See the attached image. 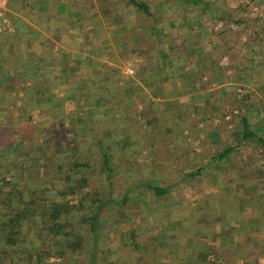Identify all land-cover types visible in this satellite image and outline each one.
Segmentation results:
<instances>
[{"label":"trees","instance_id":"trees-1","mask_svg":"<svg viewBox=\"0 0 264 264\" xmlns=\"http://www.w3.org/2000/svg\"><path fill=\"white\" fill-rule=\"evenodd\" d=\"M165 1L171 4L162 13L152 9L153 0H0L3 17L14 29L0 31V108L12 104L22 114L16 120H3L0 114V264L5 259L20 264L19 246L27 243L40 264H160L149 258L140 233L150 229L148 223L160 230L182 226L180 183L210 165L221 171L218 177L225 176L226 186L193 209L192 233L213 228L228 209L238 218L245 206L259 212L264 231V136L252 123L253 111H264V0ZM125 9L135 11L130 22ZM59 17L60 29L82 33L81 40L69 41L76 48L89 46L86 57L65 49L55 55L53 40H43L39 52L24 49L36 29L51 30ZM205 21L223 24L209 30ZM174 29L185 30L188 38L177 42ZM105 35L113 44L106 51L111 65L100 57ZM215 51L228 58L227 66L219 68L225 80L252 83L254 90L211 89L213 72L218 74L211 59ZM125 61L133 62V75H123L118 65ZM59 66L63 71L57 77L68 81L70 89L64 101L74 108L52 123L37 122L34 110L62 106L54 91ZM249 73L252 81H244ZM183 78L179 95L201 98V110L186 114L179 99L163 109L160 103L170 95L165 85ZM151 87H158L157 97L149 93ZM3 123L10 129H3ZM184 128L190 135L204 132L205 139L203 151L194 154L195 169L180 175L176 165L191 147ZM35 133L44 145L37 163L44 183L19 187L15 170L25 142ZM212 142L215 147L209 146ZM139 158L148 159L146 176ZM233 185L245 190L249 185L248 199L233 195ZM72 196H78L76 203L70 202ZM107 229L114 234L109 245L103 239ZM245 238L243 246L233 248L246 247L248 254L264 258V242ZM43 242L48 249H40ZM52 257L58 261L49 262ZM231 261L228 252L204 246L188 264Z\"/></svg>","mask_w":264,"mask_h":264},{"label":"rangeland","instance_id":"rangeland-1","mask_svg":"<svg viewBox=\"0 0 264 264\" xmlns=\"http://www.w3.org/2000/svg\"><path fill=\"white\" fill-rule=\"evenodd\" d=\"M194 2V1H193ZM171 3H167V1L163 2V0H153V6L152 9L155 11H159L162 13L166 12V9ZM133 9H125L124 14L126 15V19L128 22L131 21L134 17L132 15H135V11L133 13ZM60 20L59 18H55V23L50 29L51 30H35L34 35L35 38H33V41L31 44H28V46H24V49H29V50H36V51H41L42 47V41L43 40H53L55 43L53 52L55 55L58 54L59 49H65L70 52L71 55H73L74 52H77L80 58H84L88 54L89 46H84L83 44L80 45L79 48H76L71 44L69 41L70 38L76 37L78 40H81L83 38L82 33L76 31V30H71V29H66L62 28L60 29L59 26L57 25ZM8 23L5 24H0V31L7 29L8 31L12 30L13 27L10 23L9 20H7ZM223 23L217 24L214 26L211 22L205 21L204 25L209 29H217L219 30L220 25ZM33 35V36H34ZM82 35V36H81ZM173 35L175 37V40L177 42L186 40L188 36L186 35L185 30H178L174 29L173 30ZM104 41L108 40L106 42L104 50L101 51V58L103 61L107 62L109 65L113 64V61L111 58L108 56L106 51H109V49L113 48V44L109 42V39L107 38V35L102 36ZM74 44V43H73ZM207 52L210 50L209 47H206ZM110 52V51H109ZM214 56L211 58L213 59V65L217 69L218 74L213 72L214 77L209 81L213 85L211 89H226L228 91L233 90L235 86H240L238 89V92H244V86H247L249 90H254L252 83L248 84L241 81L239 82L238 80H234L233 82H227L226 77L222 76L221 71L219 68L222 66L226 67L228 64V58L221 56L222 53L218 52H213ZM245 56L251 57L252 53L251 52H246ZM263 61V60H262ZM122 72L123 75H133L135 70L133 67V62L132 61H125L122 62V64L118 65ZM131 70V71H130ZM204 70V66H202L199 63V72H202ZM61 70V67L59 66L56 70V73L54 76L57 77ZM191 72H193L192 69H190ZM166 74V73H165ZM251 73L247 75V77L243 78L244 81H252ZM80 79V76H72L70 80L76 81ZM188 80V79H187ZM186 79H180L177 81V83H167L165 85V92H169V97L168 99L162 100L160 103V106L163 109H168L174 107L173 101L174 99H179L181 102L182 110L185 111L186 114H189L192 109H196V107L201 110L203 106V100L199 97L196 96H191V93H187L185 95H179V91L183 88L185 85L184 83ZM55 88L54 91L57 93L59 102L62 105L61 107H57L56 109H51V110H45V111H40L38 109L34 110L32 112V117L34 120L37 122L41 123H52L54 121L59 120L62 117V114L65 111H68L72 108H74V104L70 101H64V95H65V90H70L68 86V81H65L61 77H57L56 81L54 82ZM198 85H195V87ZM206 90L205 92H210V90ZM148 91L153 97L155 93L158 92V87H151L148 88ZM264 97V96H263ZM192 98V100H191ZM19 104V103H18ZM32 108V107H30ZM262 108V107H261ZM253 119L254 117L256 118V114H260V116L263 114L262 110L259 109L256 111H253ZM0 114L5 120V117L7 116L8 118L12 119H18L22 114L20 109H15L13 108L12 104L8 107H2L0 108ZM208 116V115H205ZM6 117V118H7ZM190 119H193L190 117ZM189 119V120H190ZM26 121V120H25ZM217 123L218 120L215 119L214 123ZM253 123V120H252ZM254 124V123H253ZM25 125L20 126L23 128ZM181 126L185 127L184 124ZM200 126H204L203 123H200ZM255 126V124H254ZM257 126H255L256 128ZM3 129L9 130L10 127L6 124L3 123ZM25 128V127H24ZM201 128V127H199ZM160 131V129H158ZM258 131V130H257ZM261 131V130H259ZM184 136H188L187 142L190 143V151L188 154L180 160L177 165H176V170L179 171L180 175L186 174L189 171H192L195 169V164H198V161H195V152L201 153L203 151V147L201 145V142L203 139H205V134L202 131H196L193 132L194 134L190 135V130L184 128ZM39 134L35 133L33 136V140L30 139L27 140L24 144V156L20 159L19 165L20 167L15 170L16 174V181L20 183L19 187H24V186H29V185H38L41 186L44 183V178L45 176L43 175V169L37 164L40 162L43 156V151H44V145L43 141L39 139L38 137ZM34 142V143H33ZM214 142L210 143L209 146L215 147ZM222 143H219V146ZM116 151V149H114ZM120 157H122L121 152L116 151ZM245 156V153H244ZM139 164L140 167H143L142 171L140 173L142 176H146L148 173L147 169V162L148 159L145 158H139ZM216 167L210 165L208 167H205L203 170V174L200 176H191L186 179H184L181 183V189L180 193L183 195V203L182 207L184 209V221L182 222V226L179 223L175 224H170V225H164L163 229L160 230L157 224L155 223H148L147 228L143 230L140 233V242L145 241L148 246H149V251L148 255L149 258L152 260H156V258H160L161 255L166 253V250L171 248V255L174 258V263L179 264L177 257L179 256V262L180 264H188L189 260H191V257L193 255L197 254V251L200 249V247L204 246H210L214 248H218L223 252H228V256L234 257V262H230V264H264V258H257L256 256H253L252 254H248L246 251L248 248L244 247L243 251L242 250H237L238 247L233 248L234 245L237 246H243V244L246 241V235H249L251 239H255L261 244L264 242V233L262 229L260 228V217H259V212L257 214L256 210H253L255 213L251 212V207L245 206L242 214L237 218L233 216L232 210L228 209L227 212H223V214L220 216V219L218 220L219 222L215 223L213 228L211 229H202L200 233L193 234L192 233V228H191V222L190 218L193 215V209L196 208V206L202 202L207 196L213 193H217L219 190V187L223 188L226 186V181L220 176L218 177L217 174L219 173L221 175V171H218ZM47 187L50 186L46 184ZM249 186V185H248ZM247 186V187H248ZM231 192L234 195L235 193L238 194L239 196L243 197L245 200L248 199V193H246V190L248 189L246 186L245 189H240L238 186L236 187L235 185L231 186ZM252 190V189H249ZM229 192V193H231ZM69 200L71 203H76L78 201V196H72L69 197ZM135 209V210H134ZM133 209L135 218H137V222L140 220V212H139V207H135ZM259 218H258V217ZM237 218V219H236ZM258 220V223L254 227L255 229H252L251 225H254L255 221ZM127 225L123 226V230L127 231L128 230ZM259 228V229H258ZM183 229V231H182ZM258 230V231H257ZM251 232V234H250ZM105 237V238H104ZM103 239L105 244H112L114 242V234L111 232L110 229H107L105 231ZM127 237H129L127 235ZM43 238V237H42ZM235 239V241H234ZM165 240V241H164ZM218 240L220 245L227 244L228 247L223 248L210 245L211 242ZM193 241L191 247H189L190 242ZM231 242V243H230ZM256 245V243H255ZM40 249H48L49 248V243L43 242L42 244L39 245ZM180 247V248H178ZM256 249V248H255ZM263 249V248H262ZM264 250V249H263ZM19 253L23 256L24 260L20 264H40L38 261V257H35L34 255L36 253V250L34 248L27 244H22L19 246ZM14 254V251L11 252V255ZM164 257V255L162 256ZM161 257V258H162ZM214 257L213 255L210 256V260H212ZM193 260V259H192ZM57 258H50L49 262H57ZM157 261V260H156ZM3 264H14L11 263L10 259H5L1 261ZM160 264V261H157ZM225 262V261H224ZM18 263V262H15ZM194 263V262H192ZM19 264V263H18Z\"/></svg>","mask_w":264,"mask_h":264},{"label":"crops","instance_id":"crops-1","mask_svg":"<svg viewBox=\"0 0 264 264\" xmlns=\"http://www.w3.org/2000/svg\"><path fill=\"white\" fill-rule=\"evenodd\" d=\"M1 7V6H0ZM0 13H2V11H1V9H0ZM4 15H3V13H2V17H1V19H0V24H3V22H2V20L4 19V20H6L7 21V18H4L3 17ZM5 30V29H4ZM14 29H12V30H10L9 32H12ZM263 114L260 116V114L258 113V114H256V118L254 117V119H253V123L255 124V126H257L256 127V130H261V131H259V133H261L263 136H264V111L262 112ZM263 197H264V194H263ZM251 212H253V213H255L254 211H253V209H251ZM258 223V220H256L255 221V223H254V225H251L252 227V229H255L254 227L256 226V224ZM258 231V230H257ZM263 233H264V231H263ZM234 241H235V239H234ZM190 242V241H189ZM192 243H193V241L192 242H190V244H189V247H191V245H192ZM231 243V242H230ZM228 244V243H227ZM227 244H225L224 243V245H220L219 244V241L218 240H215V241H213V242H211L210 243V245H214V246H219V247H223V248H226V247H228L227 246ZM178 248H180V247H178ZM253 249H255V247H252ZM170 251H171V248L168 250H166V253L165 254H163L164 255V257H162L163 255H161L160 256V258H156V260L157 261H160L161 263H163V264H175L174 263V258L172 257V255H171V253H170ZM162 257V258H161ZM177 260H178V263L180 264V262H179V256L177 257Z\"/></svg>","mask_w":264,"mask_h":264},{"label":"built area","instance_id":"built-area-1","mask_svg":"<svg viewBox=\"0 0 264 264\" xmlns=\"http://www.w3.org/2000/svg\"><path fill=\"white\" fill-rule=\"evenodd\" d=\"M1 17H2V13H0V19H1ZM2 22H3V24H5V25L8 23V21H6V20H4V19L2 20ZM130 71H131V70H130Z\"/></svg>","mask_w":264,"mask_h":264}]
</instances>
